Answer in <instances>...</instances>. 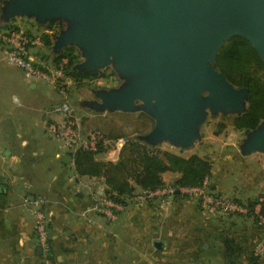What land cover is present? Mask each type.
I'll return each instance as SVG.
<instances>
[{"label":"crops","instance_id":"crops-1","mask_svg":"<svg viewBox=\"0 0 264 264\" xmlns=\"http://www.w3.org/2000/svg\"><path fill=\"white\" fill-rule=\"evenodd\" d=\"M13 22L0 25V264H43L34 217L39 200L49 201L46 209L52 212L50 240L55 264H228L227 239L235 242L241 256L238 264H250L257 243H264V232L245 219L206 223L194 198L177 196L170 205L159 201L135 204L115 223H107L97 213L96 204L107 191L105 180L78 175L72 155L48 134L49 124L62 121L57 109L65 100L56 90L46 89L45 83L30 81L8 61L1 33ZM68 100L74 105L70 94ZM81 114L86 119L82 126L88 125L85 132L120 118L116 116H145L97 115L85 110ZM151 130L134 132L131 137ZM160 148L185 158L203 157L198 152L186 156L187 151ZM120 152L110 149L97 160L118 163ZM68 156L69 162L65 161ZM214 175L213 169L212 183ZM180 178L179 173L163 175L165 185ZM212 186L217 193L244 200L264 196V183L256 194L249 183L239 189L224 181ZM157 242L163 243L162 250L156 248Z\"/></svg>","mask_w":264,"mask_h":264},{"label":"water","instance_id":"water-1","mask_svg":"<svg viewBox=\"0 0 264 264\" xmlns=\"http://www.w3.org/2000/svg\"><path fill=\"white\" fill-rule=\"evenodd\" d=\"M16 19L61 25L51 55L77 50L79 74L112 69L120 85L93 88L78 109L147 116L154 126L136 139L153 148L189 151L202 141L210 116L247 113L250 89L217 68L226 43L241 38L264 62V0H4L0 25ZM239 153L264 155V120L245 131Z\"/></svg>","mask_w":264,"mask_h":264},{"label":"trees","instance_id":"trees-1","mask_svg":"<svg viewBox=\"0 0 264 264\" xmlns=\"http://www.w3.org/2000/svg\"><path fill=\"white\" fill-rule=\"evenodd\" d=\"M2 2L3 0H0V4ZM56 29L60 30L61 25H57ZM43 41L45 47L51 49L53 41L48 32L44 33ZM64 58L69 59L67 74L74 82L81 83L102 77H93L89 73L79 74L74 71V66L80 62V56L75 49L64 50L55 57L49 56L54 65L60 64ZM217 68L236 87L250 89L249 109L244 116L235 118L234 126L241 131L255 129L264 120V62L249 42L241 38H234L226 43L221 50ZM106 137L110 141L120 139V137H110V135ZM127 138V142L120 152L118 163L97 160L98 155L111 149V146H106L103 143L99 145L97 151L79 150L77 153L71 154L78 175L104 179L107 185L106 194L111 195L114 200L120 203H126L127 200L135 196L138 190L155 191L164 186L163 175L167 172L181 175L179 181L173 184L178 187H199L204 184L207 178L211 181L213 165L208 159L198 155L185 158L160 147H150L141 143L136 137ZM210 187L215 191L212 184ZM177 196L189 198L181 194ZM262 197L264 198V196ZM246 203L253 211L259 201L258 199L247 200ZM261 208L264 215V202L261 203ZM253 223L257 225L255 221ZM262 231L264 232V230ZM225 244L228 264H238L241 256L235 248V242L227 239ZM250 264H264V261L251 255Z\"/></svg>","mask_w":264,"mask_h":264},{"label":"built area","instance_id":"built-area-1","mask_svg":"<svg viewBox=\"0 0 264 264\" xmlns=\"http://www.w3.org/2000/svg\"><path fill=\"white\" fill-rule=\"evenodd\" d=\"M59 31L56 28L50 31V37L55 38ZM1 41L10 63L20 68L30 81H45L64 98L63 105L57 109V112L63 116V120L60 123H51L47 128V132L52 138L62 141L70 154L77 153L79 150L97 151L102 143L111 146L113 150H122L126 144L125 140L110 141L99 130L88 135L82 133L81 119L76 115L75 108L68 100L70 87L74 83L67 74L69 59H62L58 65H43L37 62L32 52L36 47L44 46L43 35H32L24 29L11 25L1 33ZM210 182V179L207 178L204 184L199 187L164 185L155 191L139 190L126 203H120L104 192L95 209L107 223H115L121 214L127 212L135 204L159 201L163 205H170L177 195L181 194L197 200L201 217L206 223L214 220L226 221L228 217L244 215L245 219L255 221L257 226L264 230V215L261 208V203L264 202L263 197L258 199L259 203L252 211L246 202H240L235 198L213 191ZM48 204L49 201L46 200L36 202L34 211L35 232L43 253L42 263L55 264L51 255L50 240L52 212L50 209H46ZM89 222L97 227L100 225L92 219ZM254 255L264 259L263 242L257 243Z\"/></svg>","mask_w":264,"mask_h":264},{"label":"rangeland","instance_id":"rangeland-1","mask_svg":"<svg viewBox=\"0 0 264 264\" xmlns=\"http://www.w3.org/2000/svg\"><path fill=\"white\" fill-rule=\"evenodd\" d=\"M13 25L17 26L18 28L24 29V31L26 30L32 35L42 36L44 35V33H49L50 31L55 30L58 24L55 23L54 26L50 25L49 27H43L39 26L33 20L16 19L14 20ZM52 40L54 42L55 38L52 37ZM32 52L34 53L35 59L38 63L43 65L52 64L51 59H49L51 50L47 49L45 45L43 47H36ZM79 61H81V56ZM113 74L114 73L112 69H107L102 72V77L100 76L101 78H97L95 80H86L82 81L81 83L74 82L70 87L69 94L72 102L74 103V105L72 106L76 110V115L81 119V130L84 135H88L91 132H96L99 130L106 134V136L110 135V137H120V139H117V141L125 140L127 142V137L131 138V136H134L136 132L143 133L149 131L151 128H153L154 122L152 120H149L147 116H116L120 118H108L111 120L108 121L104 127L100 129L95 128L94 130L85 132L84 127L88 128V125L82 126V124H85L86 119L83 118L82 120L81 109H78V107L75 106V102L77 103L80 97L85 98V96H92V94L90 93V90L92 88L118 87L120 85V80L117 79V77ZM39 82L45 83L44 85L48 87H46V89H49L50 85L47 82ZM234 120L235 118L233 117L210 116L203 127V138L202 141L197 145L198 148L193 151L189 150V152L187 151V153L184 154L186 156H190L192 155V153L198 152V154L201 153L200 155H202L204 158L212 161L215 173L213 183L211 178L210 183L212 185L214 183L220 184L224 181V184L226 186H233L234 188L239 189L241 188V186L248 185L249 183L252 185L249 186V188H251V190L254 188L256 194L257 189H260V187L262 188L261 185L262 183H264V155L256 154L249 158H243L240 155L239 145L245 137V131H236L234 129ZM58 141L62 144V148L65 149L63 142L60 140ZM164 147L168 148V146L166 145ZM235 199L243 202L247 201L243 198L235 197ZM243 219H245L244 215H238L237 217L231 216L228 217L226 222L239 221ZM223 222H225V220H223Z\"/></svg>","mask_w":264,"mask_h":264}]
</instances>
